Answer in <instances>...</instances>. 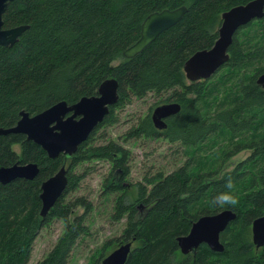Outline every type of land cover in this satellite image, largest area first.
<instances>
[{"label":"trees","instance_id":"obj_1","mask_svg":"<svg viewBox=\"0 0 264 264\" xmlns=\"http://www.w3.org/2000/svg\"><path fill=\"white\" fill-rule=\"evenodd\" d=\"M248 1H10L3 27H27L12 45H0V127L13 126L20 110L32 115L60 100L71 104L96 94L109 77L118 82V98L67 158L49 157L23 133L0 134V166H38L32 179L0 182V264H26L39 231L53 218L64 227L35 264L69 263L78 240L90 233L85 220L93 204L85 196H67L86 173L76 168L92 160L109 163L101 191L113 196L111 220L125 224L118 236L96 249L91 264H99L109 246L127 241L132 250L125 264H264V245L255 251L250 239L252 221L264 214V89L256 83L264 72V17L235 32L227 61L209 78L188 81L183 72L194 52L213 45L221 13ZM181 5L186 11L178 22L133 57L122 55L138 39L149 13ZM150 93L155 102L127 129L125 139L161 137L178 145L184 160L167 173L130 183V150L113 139L95 143V135L117 121V109ZM166 102H178L180 109L165 118V128L157 129L151 109ZM245 149V158L224 169L230 157ZM64 163L66 186L42 218L40 185ZM229 192L236 196L235 204L216 199ZM76 206L84 208L81 214H74ZM225 209L236 216L220 234L223 250L201 243L194 253L182 254L177 237L187 234L201 215Z\"/></svg>","mask_w":264,"mask_h":264},{"label":"water","instance_id":"obj_2","mask_svg":"<svg viewBox=\"0 0 264 264\" xmlns=\"http://www.w3.org/2000/svg\"><path fill=\"white\" fill-rule=\"evenodd\" d=\"M10 1L12 0H0V45L3 46H10L16 42L27 27L22 24L3 27L2 15ZM185 11L186 6L181 5L173 9L163 8L149 13L141 22L138 39L126 47L122 55L129 58L141 52L159 33L178 22ZM262 17H264V0H249L222 12L217 29L218 36L213 45L194 52L184 62L185 78L188 81L209 78L227 61V50L235 32L241 26ZM256 83L264 89V72L257 76ZM117 88V80L109 77L99 83L96 94L82 96L71 104L60 100L32 115L20 110L17 122L7 128L0 127V134L23 133L28 140L40 145L49 157L54 158L59 154H63L65 158L70 157L78 145L86 140L94 127L102 121L109 111V106L117 101ZM179 109L178 102H166L155 106L151 112L153 125L157 129L165 128V118ZM66 170L67 166L64 163L53 175L42 181L39 193L42 218L46 216L66 186ZM37 172L38 166L34 162L1 165L0 182L6 183L15 178L32 179ZM235 216V212L230 209L201 215L192 222L187 234L177 237L180 252L194 253L201 243L207 244L213 251H222L224 244L220 240V234ZM251 238L256 248L264 245V214L252 221ZM131 250V241L120 243L102 258L100 264H125Z\"/></svg>","mask_w":264,"mask_h":264},{"label":"rangeland","instance_id":"obj_3","mask_svg":"<svg viewBox=\"0 0 264 264\" xmlns=\"http://www.w3.org/2000/svg\"><path fill=\"white\" fill-rule=\"evenodd\" d=\"M155 100L156 97L151 93L143 98H133L129 104L116 110L117 121L111 125L99 128L95 135L96 138L94 137L95 143L113 139L130 150V172L127 176V180L130 183L142 181L145 175H153L159 171L167 173L184 160L178 145L169 143L161 137L157 139L145 137L125 139L124 133L127 129L136 123L139 117L149 111ZM14 149L18 150V146L14 145ZM248 153L249 151L245 149L230 157L224 163V169L233 167L238 161L245 158ZM109 168L110 165L107 161L97 160L84 162L76 168V172L86 170V173L81 179L79 186L68 194L67 200H73L77 196H85L92 202L93 208L85 220L90 233L78 240L68 264H91V258L96 249L104 241L118 236L125 224L123 219L120 221L111 220L110 213L113 196L103 194L101 191L102 179L109 173ZM129 189H131L130 196L133 198L135 188L131 186ZM83 210L84 208L76 206L74 214H81ZM63 227L64 223L59 218H53L44 226L34 241L30 259L26 264H35V262L40 260L55 243ZM113 248L109 246L107 253L112 251Z\"/></svg>","mask_w":264,"mask_h":264},{"label":"clouds","instance_id":"obj_4","mask_svg":"<svg viewBox=\"0 0 264 264\" xmlns=\"http://www.w3.org/2000/svg\"><path fill=\"white\" fill-rule=\"evenodd\" d=\"M228 187L229 188H232L231 182H229ZM216 199L219 202H228V203H231V204H235L237 202L236 196L233 195L231 192H229V193H223V194L219 195Z\"/></svg>","mask_w":264,"mask_h":264},{"label":"flooded vegetation","instance_id":"obj_5","mask_svg":"<svg viewBox=\"0 0 264 264\" xmlns=\"http://www.w3.org/2000/svg\"><path fill=\"white\" fill-rule=\"evenodd\" d=\"M140 204H138V209L141 211V209H142V206H139ZM256 247H254V249H255ZM257 249V248H256Z\"/></svg>","mask_w":264,"mask_h":264},{"label":"bare ground","instance_id":"obj_6","mask_svg":"<svg viewBox=\"0 0 264 264\" xmlns=\"http://www.w3.org/2000/svg\"><path fill=\"white\" fill-rule=\"evenodd\" d=\"M152 42V41H151Z\"/></svg>","mask_w":264,"mask_h":264}]
</instances>
